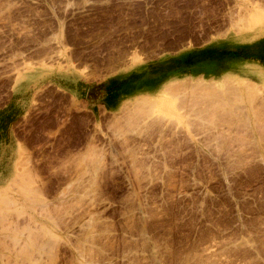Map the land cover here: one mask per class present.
I'll use <instances>...</instances> for the list:
<instances>
[{"label":"rangeland","instance_id":"rangeland-1","mask_svg":"<svg viewBox=\"0 0 264 264\" xmlns=\"http://www.w3.org/2000/svg\"><path fill=\"white\" fill-rule=\"evenodd\" d=\"M220 36L264 68V0H0V264H264L260 71L105 83Z\"/></svg>","mask_w":264,"mask_h":264},{"label":"crops","instance_id":"crops-1","mask_svg":"<svg viewBox=\"0 0 264 264\" xmlns=\"http://www.w3.org/2000/svg\"><path fill=\"white\" fill-rule=\"evenodd\" d=\"M208 43V42H207ZM206 44V43H205ZM201 45L193 48L185 47V51L172 53V54H162L155 61H151L146 64V66H135L128 69H123L121 71H116L112 76L107 78L106 85L108 87L114 88L115 93L122 92L124 90H131L133 88L143 86L144 84H150L154 78L156 82L160 79L166 78L167 72H172V74L177 73H188L193 74L195 72H200L197 76H208L213 78H219L222 74L229 72L236 76H245L244 79L249 80L250 75H252V70L260 71L257 76L254 77L264 79V68L257 62H247L244 60L235 57V51L240 47L237 45V41L233 38H224L220 36L219 39L209 42L206 45ZM234 48V49H230ZM180 52V53H179ZM232 55L233 57L224 58L225 60L212 61L209 62V55ZM201 60V63L197 67L193 68L197 62ZM231 62H237L230 70H228V65ZM225 63V66L221 64ZM215 66V71H211L210 66ZM68 76H64L67 81H70V86L74 88V83L77 82L75 78L71 77L73 72L69 71ZM169 75V76H174ZM53 78H49L46 75L42 74L40 71H29L23 75H20L16 78L13 85L15 96L18 97V102L23 100L25 95L29 92L35 90V86L43 83L45 85H52ZM56 79H53L54 82ZM157 84V83H156ZM56 85V83L54 84ZM74 91V90H73ZM118 106L115 108L118 110Z\"/></svg>","mask_w":264,"mask_h":264}]
</instances>
